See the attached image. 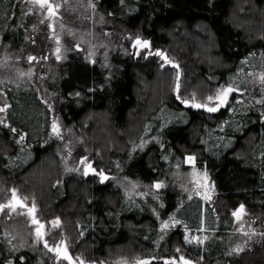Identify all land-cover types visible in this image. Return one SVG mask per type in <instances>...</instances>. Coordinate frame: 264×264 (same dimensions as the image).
Listing matches in <instances>:
<instances>
[{"label":"trees","instance_id":"trees-1","mask_svg":"<svg viewBox=\"0 0 264 264\" xmlns=\"http://www.w3.org/2000/svg\"><path fill=\"white\" fill-rule=\"evenodd\" d=\"M90 2L118 50L105 62H89L74 51L50 64L45 88L56 115L83 138L97 171L110 175L119 160L129 178L152 184L166 173L165 153L179 160L192 155L208 174L215 198L193 206L168 185L160 216L179 223L164 237L153 214L127 202L118 187L63 170L47 136V105L33 87L12 85L1 89L7 107L0 123V185L33 201L36 218L46 226L59 218L57 232L49 228L48 243L64 234L86 262L135 264L140 258L179 264L183 255L195 264H264V101L255 102V92L250 99L233 93L225 107L207 113L176 99L177 84L183 98L201 102L229 84L248 95L250 77L264 73V0ZM36 25L22 0H0V52L14 56L33 49L42 55L46 45L39 35L34 38ZM137 36L150 42L139 55L132 46ZM157 50L174 63H165ZM170 112H179L177 121ZM147 134L158 137L159 145L127 160ZM47 161L53 168L39 167ZM241 204L259 231L235 252L231 214ZM185 232L206 243H189ZM14 244L0 227V264H68L54 263L46 250L42 259L27 249L13 253Z\"/></svg>","mask_w":264,"mask_h":264},{"label":"rangeland","instance_id":"rangeland-1","mask_svg":"<svg viewBox=\"0 0 264 264\" xmlns=\"http://www.w3.org/2000/svg\"><path fill=\"white\" fill-rule=\"evenodd\" d=\"M22 1L26 3L28 10L31 9L29 12L35 17V23L37 25L33 31L34 38L39 35L40 43L46 45V50L42 55H37L33 49L30 50L29 54L19 53V55L14 56L6 52H0V108H4V111L0 112V121H3L6 109L3 99L4 93L3 90H1L2 87L7 85L9 87L10 85L19 86L24 89L33 87L37 91L42 103L44 105L46 104L48 107L49 124L47 136L54 142L63 170L67 173L81 174L84 178L96 177L99 183H111L118 187L123 192L127 202L139 203L153 214L158 222L159 230L164 237L178 225L177 223H173V221H175L173 216H169L165 219L160 216L159 206L161 193L168 185L173 186L180 193L181 197H183L186 202H189L190 205L192 204L194 206L196 201L197 203L199 202L200 205L203 203H208L210 205L211 201L215 198V190L208 174L196 167L195 160L193 163H188L186 157L179 160L173 157L169 151L165 153L164 158L166 173L162 176V180L156 181L162 183L159 189L154 187L156 182L145 184L142 180L129 178L125 174L126 172L119 160H115L111 164L110 175L104 172L108 177L104 182L100 181V177L96 173L90 172L87 176L84 175V166L80 163L81 157H87L92 167L94 164L89 158L90 154L85 147L83 138L72 127L64 126L56 115L52 97L45 88L46 81H48V77L45 76L47 75L45 71L50 70V64L52 62L64 61L67 59L68 55L74 51L83 53L84 58L89 62H93L95 58H100L105 62L107 59L106 57H108L111 52L118 50V46H116L109 35L101 28V18L95 13V9L90 0L51 1V3L60 6L56 10V15L51 17L48 16L47 9H41L39 6L31 4L29 0ZM57 48L60 49V59H57ZM141 49H136L135 54L137 51L140 53ZM29 57H34V59L30 60ZM261 74L264 73H256L250 77L248 95L245 91V93L243 91L233 93L236 95L243 94L245 98L250 99V96L253 95L252 93L255 92L258 95L255 102L264 101V82L260 79ZM242 79H245L244 76ZM233 93L229 96V102ZM178 114L179 112H170L168 116L176 119L179 117ZM54 120L60 126L59 136L55 135L51 129ZM152 144L159 145V139L152 134H147L132 148L127 160L132 159L136 153L144 151ZM45 166L53 168V165L48 161L39 167ZM36 172H41V170ZM12 189L15 188L3 184L0 185V204H8L12 199ZM205 194L208 197L207 199L205 198ZM16 195L23 202L24 206L17 205L15 210L5 207L0 211V227L5 232L7 239L15 243L11 250L13 253H17L21 249H27L31 253L38 255L41 259L43 258L41 254L46 255V253L49 252L50 258L54 263L60 262L61 258L58 260L56 254L49 251L48 248H45L43 242L36 237V226L32 224V217L28 212L35 203L23 198L17 189ZM231 215L234 233L236 234L235 239L232 241L231 250L236 252L242 250L254 239V237L258 236L259 229L254 226V221L246 217L245 212L239 220L233 215V211ZM164 222H168V227L162 229L161 225ZM59 226L53 227L52 221L49 223V227L44 224V240L48 239L49 228L50 231L57 232V229L60 228ZM61 235L62 239H55L52 241V244L49 245L55 246L60 243V241L66 242L65 235ZM185 236L188 237L187 241L193 245L199 246L200 244L203 245L206 243V239L201 238L199 235H192L191 233L185 232ZM193 237H199L200 242L193 239ZM40 246L43 247L44 251H37ZM67 247L68 250H70L68 244ZM120 250L121 249L118 251ZM181 256L183 255L178 256V263ZM97 264L107 263L103 261ZM114 264H125V262L118 261ZM193 264L195 263L193 262Z\"/></svg>","mask_w":264,"mask_h":264},{"label":"snow or ice","instance_id":"snow-or-ice-1","mask_svg":"<svg viewBox=\"0 0 264 264\" xmlns=\"http://www.w3.org/2000/svg\"><path fill=\"white\" fill-rule=\"evenodd\" d=\"M29 2L33 5H37L39 6V8L41 9H47V13L48 16H55L56 15V10L58 7H60L59 5L53 4L51 3V0H29ZM123 2V0H122ZM29 11H31V9H29ZM133 47L136 49H141V48H150V42L148 40H144L141 39L139 36H137L133 42ZM57 52V59H60L59 56V52L60 49L57 48L56 49ZM137 55H139V51H137L136 53ZM149 55H151V52L148 53ZM157 56H160L165 63H174L173 61L169 60V58L167 57V55L160 51L157 50L155 53ZM29 59H34V57H29ZM161 67H163V65H161ZM260 79L262 82H264V74H261ZM177 97L176 99L179 100L182 104H184L185 106H191L193 108L196 109H205L206 111H208L209 113H213L218 111L222 106L228 104L229 102V96L231 93L233 92H238L240 91V89L234 87L232 84H229L227 86H221L214 95H208L206 97V101L205 102H201L196 100L195 96H193L191 99H186L183 98L182 95L179 94V84H177ZM76 95H79V93H76ZM5 107H7V105H5ZM51 107V106H50ZM4 111V108H0V112ZM262 119H264V113H262ZM3 121H0V123H2ZM51 129L52 132L59 136L60 135V126L58 125V123L54 120L52 125H51ZM13 132H16V129L13 128L12 129ZM23 136L20 137L21 140H23ZM142 145H143V141H142ZM141 145V146H142ZM187 162L188 163H193L195 157L192 155H189L186 157ZM80 163L84 166V175L87 176L90 172L96 173L97 175H99L100 177V181L104 182L105 180L108 179V177L105 175L104 171L101 170L99 172H97V170L95 168L92 167L91 163L88 161L87 157H81L80 159ZM162 186L161 182H156L154 187L159 189ZM12 199L8 202L7 205L4 204H0V211H2L5 207L11 208L13 210H15L17 205L20 206H24L23 202L17 197L16 195V189H12ZM205 198L207 199V195L205 194ZM35 205L32 206V208L29 209V215L32 216V222L33 224L36 225V237L38 240H41L44 238L45 235V231H44V224L41 223L39 220L36 219L35 215ZM244 213V205L241 204L239 206L238 209L233 211V215L239 220L242 216V214ZM173 223H179V221H173ZM60 224V220L59 218H56L52 221V225L53 227H57ZM168 227V222H164L161 225V228H167ZM193 239L199 241V237H193ZM185 240H188V237L185 236ZM44 246L45 248H48L49 251L54 252L56 254V258L59 260L60 258H63L64 260L68 261V264H86V262L79 257L73 258L69 251H68V247L65 241H60V243L56 244L55 246H50L47 240H44ZM177 251H179V249H177ZM21 260L24 259V257L20 258ZM9 264H11V262H9ZM93 264H95V262H93ZM126 264V262H125ZM135 264H149V261L147 259H140L137 258L135 260ZM165 264H170L169 261H165ZM171 264H175V261L173 260L171 262ZM179 264H193L192 261L186 259L185 257L181 256L179 258Z\"/></svg>","mask_w":264,"mask_h":264},{"label":"flooded vegetation","instance_id":"flooded-vegetation-1","mask_svg":"<svg viewBox=\"0 0 264 264\" xmlns=\"http://www.w3.org/2000/svg\"><path fill=\"white\" fill-rule=\"evenodd\" d=\"M207 113H209L208 111H206ZM213 113H215V112H213ZM96 178V177H95ZM96 180H97V178H96ZM29 212V211H28ZM34 215H35V213H34ZM31 216V215H30ZM37 219V218H36ZM38 220V219H37ZM42 223V222H41ZM44 224V223H43ZM34 226H36V225H34ZM41 241L43 242V244H44V238L43 239H41ZM74 248L73 247H71L70 246V250H68L69 251V253H70V255L73 257V258H76V257H79V258H82L81 256H80V253L79 252H77V251H74L73 250ZM83 259V258H82ZM61 260H64V259H61ZM84 260V259H83ZM64 261H66V260H64ZM67 263H68V261H66ZM86 262V261H85ZM86 264H93V262H86ZM95 264H97V263H95Z\"/></svg>","mask_w":264,"mask_h":264},{"label":"water","instance_id":"water-1","mask_svg":"<svg viewBox=\"0 0 264 264\" xmlns=\"http://www.w3.org/2000/svg\"><path fill=\"white\" fill-rule=\"evenodd\" d=\"M134 42V41H133ZM132 45H133V43H132ZM183 107H187V108H189V107H191L190 105L189 106H185L184 104H181ZM193 108V107H192ZM193 109H196V108H193ZM205 110V109H204ZM206 111V110H205ZM32 217V216H31ZM32 224H33V222H32ZM33 225H35V224H33ZM61 259H63V258H61Z\"/></svg>","mask_w":264,"mask_h":264}]
</instances>
